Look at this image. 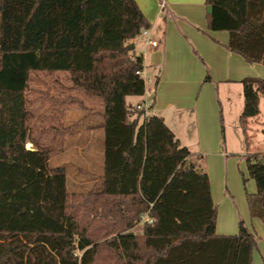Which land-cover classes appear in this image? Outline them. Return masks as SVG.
I'll return each instance as SVG.
<instances>
[{
	"label": "trees",
	"instance_id": "1",
	"mask_svg": "<svg viewBox=\"0 0 264 264\" xmlns=\"http://www.w3.org/2000/svg\"><path fill=\"white\" fill-rule=\"evenodd\" d=\"M204 3L208 29L227 31L230 51L264 64V0ZM148 27L135 0H0V264H252L256 235L242 219L234 234L214 231L203 156L161 116L126 101L145 90L129 40ZM32 72L65 79L53 102L58 137L80 103L71 91L101 100L88 113L100 120L102 164L83 205H69L65 168L50 165V144L33 136ZM239 81L238 124L255 183L246 201L264 228V148L249 151L246 132L260 97L264 104V78Z\"/></svg>",
	"mask_w": 264,
	"mask_h": 264
},
{
	"label": "crops",
	"instance_id": "2",
	"mask_svg": "<svg viewBox=\"0 0 264 264\" xmlns=\"http://www.w3.org/2000/svg\"><path fill=\"white\" fill-rule=\"evenodd\" d=\"M135 1L149 27L146 33L140 32L144 35L143 40H137L139 33L129 43L133 44V52L141 56L144 86L153 92L148 97L144 93L129 95L126 96V101L131 105L146 103L145 114L161 116L182 145L194 154L206 156L204 168L208 176L210 195L215 203L209 169L210 157L216 156L220 159L227 156V150H235L232 147L233 140L239 142L243 140V135L240 131L235 133L232 128L227 135L226 127L222 125L221 131L224 130V134L223 137L220 135L213 89L217 90L218 97L223 92L228 102L226 114L222 107L219 121L222 122L224 117L225 122L226 115L229 116L231 126L238 124L243 104L242 85L239 80L252 74L264 77V64L249 63L240 54L230 51L226 47L227 31L208 29L204 0ZM148 37L156 40V45H151L147 41ZM256 66L258 71L253 73ZM206 73L210 79H204ZM145 80L149 81L148 85ZM231 87L233 90H230ZM230 96L236 99L235 107L234 104H229ZM241 158L244 160V154ZM225 197L224 192L221 199L224 200ZM253 218L257 219L258 233L249 229L255 233L258 242L264 243L263 224L258 217ZM218 223L217 216L215 233L225 232L223 224L219 228ZM253 251L254 249L252 264H256Z\"/></svg>",
	"mask_w": 264,
	"mask_h": 264
},
{
	"label": "rangeland",
	"instance_id": "3",
	"mask_svg": "<svg viewBox=\"0 0 264 264\" xmlns=\"http://www.w3.org/2000/svg\"><path fill=\"white\" fill-rule=\"evenodd\" d=\"M144 35L140 33L137 40H143ZM262 66V65H260ZM258 71V67H254L253 73ZM251 76L263 77L252 74ZM55 75H48L43 72H32L30 74L27 88L25 90L26 105L32 112L30 124L33 130V136L41 142L49 143L52 151L49 155L50 165H60L66 171V189L69 195V205H83L82 197L94 193L97 190L96 180L102 164V128L99 124L100 120L96 115L88 113L101 109V100L98 98L86 97L78 90L71 91L75 94L80 103L72 106L67 111V121L64 132L61 137L54 129H58L53 115L59 107L54 105V100L61 96L59 84H65V79L60 74L57 81L54 80ZM264 78V77H263ZM60 80V81H59ZM146 81V80H145ZM149 81H146L148 85ZM233 87L230 88V90ZM222 89V88H221ZM216 89H213L215 103L217 106V118L220 124V135L223 137L221 125L226 127V134L229 135L230 130L242 133L239 124L230 125L229 116L225 115L222 122V107L226 114V97L221 92L218 97ZM64 94L65 91L61 90ZM152 90L145 88V97L151 96ZM197 93V90H196ZM230 106H236V99L230 96ZM232 101V102H231ZM259 112L256 116L248 119L247 134L249 136V151L262 150L264 148V104L260 97L258 104ZM220 110V111H219ZM87 112V118L82 115ZM90 115V116H89ZM232 131V132H233ZM243 135V134H242ZM233 138H236L232 134ZM59 138V139H58ZM235 150H227V156L217 159L216 156L210 157V177L214 189V206L216 208V217L218 216V227L221 224L225 232L219 234H234L237 231V222L242 219L245 225L258 233L257 219L251 217L248 213L246 195L254 192L255 183L248 176L246 165L241 155L245 152L243 140H233ZM29 145V146H28ZM25 146L30 148L32 144L27 141ZM239 154V156L234 154ZM205 155L203 154V166L205 165ZM217 189V190H216ZM217 191V196H216ZM225 192L224 200L221 199ZM82 196V197H81ZM81 199V200H80ZM80 200V201H79ZM80 204H79V203ZM141 219H146L143 216ZM216 221V218H215ZM216 232V231H215ZM264 243L257 241L254 248V256L256 264H264Z\"/></svg>",
	"mask_w": 264,
	"mask_h": 264
},
{
	"label": "built area",
	"instance_id": "4",
	"mask_svg": "<svg viewBox=\"0 0 264 264\" xmlns=\"http://www.w3.org/2000/svg\"><path fill=\"white\" fill-rule=\"evenodd\" d=\"M146 29H143L142 32L143 33H146ZM147 41L151 44V45H156V40L154 39H151L150 37L147 38ZM138 72V71H137ZM135 108L139 109V108H143V109H146V103H136L134 105Z\"/></svg>",
	"mask_w": 264,
	"mask_h": 264
},
{
	"label": "water",
	"instance_id": "5",
	"mask_svg": "<svg viewBox=\"0 0 264 264\" xmlns=\"http://www.w3.org/2000/svg\"><path fill=\"white\" fill-rule=\"evenodd\" d=\"M253 24H255L254 21H253ZM130 47L133 48V44H130ZM262 163H264V159H262Z\"/></svg>",
	"mask_w": 264,
	"mask_h": 264
},
{
	"label": "bare ground",
	"instance_id": "6",
	"mask_svg": "<svg viewBox=\"0 0 264 264\" xmlns=\"http://www.w3.org/2000/svg\"><path fill=\"white\" fill-rule=\"evenodd\" d=\"M29 146V145H28Z\"/></svg>",
	"mask_w": 264,
	"mask_h": 264
}]
</instances>
